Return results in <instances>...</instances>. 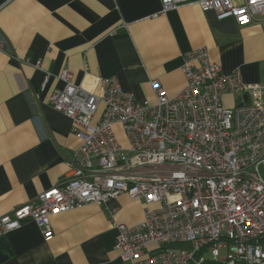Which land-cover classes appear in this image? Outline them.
<instances>
[{"label": "built area", "instance_id": "built-area-1", "mask_svg": "<svg viewBox=\"0 0 264 264\" xmlns=\"http://www.w3.org/2000/svg\"><path fill=\"white\" fill-rule=\"evenodd\" d=\"M189 2L240 27L264 16V0H160L159 13ZM181 71L175 96L152 80L155 101L138 102L115 76L89 88L62 70L64 86L48 103L70 119L80 145L58 185L0 217V236L30 218L49 240L51 215L127 194L144 212L135 225L113 222L120 264H264V84L222 71L206 47L185 53ZM227 94L235 106L223 105Z\"/></svg>", "mask_w": 264, "mask_h": 264}, {"label": "crops", "instance_id": "crops-1", "mask_svg": "<svg viewBox=\"0 0 264 264\" xmlns=\"http://www.w3.org/2000/svg\"><path fill=\"white\" fill-rule=\"evenodd\" d=\"M160 8V0H0V217L58 185L80 145L70 119L48 103L64 86L62 70L89 88L115 76L136 101L154 102L150 82L175 96L185 85L183 55L206 47L222 71L264 84V16L240 27L195 2ZM222 102L238 103L230 94ZM143 212L127 194L88 203L51 215L49 240L26 218L4 235L11 254L0 264H120L113 222L135 225Z\"/></svg>", "mask_w": 264, "mask_h": 264}, {"label": "rangeland", "instance_id": "rangeland-1", "mask_svg": "<svg viewBox=\"0 0 264 264\" xmlns=\"http://www.w3.org/2000/svg\"><path fill=\"white\" fill-rule=\"evenodd\" d=\"M100 111H101V109L98 111L96 116H98L100 114ZM114 131H115V134H116L117 139L119 140V142L123 146H127V139H126L124 131L122 130V135L123 136L116 130L115 127H114ZM260 173H261L262 178L264 179V165L260 167ZM150 207L153 208L154 205H151ZM188 246H189L188 244H176V245L171 246L170 248L177 249V248H181V247L183 248V247H188Z\"/></svg>", "mask_w": 264, "mask_h": 264}, {"label": "water", "instance_id": "water-1", "mask_svg": "<svg viewBox=\"0 0 264 264\" xmlns=\"http://www.w3.org/2000/svg\"><path fill=\"white\" fill-rule=\"evenodd\" d=\"M246 98V96H244ZM3 251H6V253H3ZM11 254L8 242L6 237L0 236V262L5 260L9 255Z\"/></svg>", "mask_w": 264, "mask_h": 264}, {"label": "trees", "instance_id": "trees-1", "mask_svg": "<svg viewBox=\"0 0 264 264\" xmlns=\"http://www.w3.org/2000/svg\"><path fill=\"white\" fill-rule=\"evenodd\" d=\"M235 264H245V263H243V262H237V263H235Z\"/></svg>", "mask_w": 264, "mask_h": 264}]
</instances>
